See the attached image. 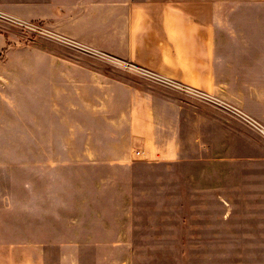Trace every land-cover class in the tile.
I'll return each mask as SVG.
<instances>
[{
  "label": "crops",
  "instance_id": "1",
  "mask_svg": "<svg viewBox=\"0 0 264 264\" xmlns=\"http://www.w3.org/2000/svg\"><path fill=\"white\" fill-rule=\"evenodd\" d=\"M222 6L0 0L1 14L43 25L54 45L0 31V103L26 104L4 124L33 152L102 153L0 161V264H136L139 252V264H162L137 248L171 246L187 249V264H264V64L229 61L243 56V37L223 27ZM143 72L223 91L245 121L195 106L186 118L188 103L163 91L171 84ZM149 185L186 207L138 206Z\"/></svg>",
  "mask_w": 264,
  "mask_h": 264
},
{
  "label": "rangeland",
  "instance_id": "2",
  "mask_svg": "<svg viewBox=\"0 0 264 264\" xmlns=\"http://www.w3.org/2000/svg\"><path fill=\"white\" fill-rule=\"evenodd\" d=\"M220 4H222L223 6L220 8V13L218 11L217 14L227 17L229 20V23L223 27H225L227 31L239 33L243 37V56H230L229 61L237 63L243 62L245 65L254 64L256 66L264 64V0H220ZM34 24L46 29L39 23ZM0 31L6 34H8L9 32H15L23 40L24 45H33L36 42L38 43V45L41 44V46L42 44L43 46H54L47 44L50 41H48L49 39L47 37L49 36H46V34H41L39 32L22 28L21 26L7 20L0 19ZM53 41H56L57 45L62 46V44H64L73 49H77L78 47L75 43L73 44L71 42L64 43L60 40ZM239 46L240 45L238 44V47ZM23 57L24 56L19 55L14 56L13 62L19 63L20 59H22ZM4 59V56L0 57V62H4ZM98 59H101L100 63L101 61H104L106 63L116 65V74L122 77L128 78V71L129 73H135L133 70L129 69V66L126 68L123 67V65H126V63L121 60H117L112 57L105 58L101 56H99ZM167 87V89H163L166 94L175 96L183 102L188 103V105L185 107L186 118H188L189 115H192L193 109L189 106H195L194 110L196 111H206V108H208L217 112H222L231 118L242 120V118L238 116V110H236L241 109L236 104L229 101L225 97L226 95L223 91H204L203 89L190 87L192 89L191 91L186 89L182 84H180V87L175 84H172L171 86L169 85ZM18 106L21 105L0 103V161H27L28 158L32 159L33 157L37 161L50 158L65 160L92 159L99 158V155L102 154L98 153L97 151L93 154V152L91 151L92 147H35V152H33V147H26V133L25 135L12 134V130L9 129V125L4 124V122L10 121L11 119L3 120L2 118L3 116L10 115L14 112L16 113V111H18ZM22 106L24 110H19L18 112L26 113V104ZM24 132H26V130H24ZM19 139L21 141L20 144L17 142ZM118 154L119 151L116 153H111V155L113 156H118ZM133 155L138 158L142 156V153L141 151L135 150L133 152ZM184 170H186V166L183 171ZM149 187V198L139 199V201H137L138 206L178 207L185 205L186 207V201H184L183 205H179L178 201L164 200L161 198V195H155L156 190L154 189V186L149 185ZM137 249H139L141 253L147 254L149 256H160V258L162 259V264H187L186 248L171 246L157 249ZM139 258L140 252L137 256H135L136 264H139Z\"/></svg>",
  "mask_w": 264,
  "mask_h": 264
},
{
  "label": "built area",
  "instance_id": "3",
  "mask_svg": "<svg viewBox=\"0 0 264 264\" xmlns=\"http://www.w3.org/2000/svg\"><path fill=\"white\" fill-rule=\"evenodd\" d=\"M0 18L3 19V20H7L9 22H12V23H14L16 25H19L22 28H25V29H28V30H31V31H35V32H39L41 34H46V36H49V37L53 36L52 33H50L47 29H44L43 27H40L39 25H36V24H34L32 22H25V21H22V20H19V19H15L13 17L7 16V15L1 14V13H0ZM124 66L128 67L127 65H124ZM129 68H131V67L129 66ZM133 68L136 69L135 67L132 66V69ZM143 73L146 74L149 77H152V78H155V79H160L159 77H156L155 75L153 76L152 74H147L148 72H143ZM160 80H164V79H160ZM164 81H166V80H164ZM166 82H168L171 85L172 84L178 85L180 87V84H178L176 82H171V81H166ZM185 88L190 90L189 87H185ZM238 116L244 120V117L242 116L241 112L240 113L238 112ZM246 122H248V121H246Z\"/></svg>",
  "mask_w": 264,
  "mask_h": 264
},
{
  "label": "bare ground",
  "instance_id": "4",
  "mask_svg": "<svg viewBox=\"0 0 264 264\" xmlns=\"http://www.w3.org/2000/svg\"><path fill=\"white\" fill-rule=\"evenodd\" d=\"M237 110V109H236ZM238 112L240 113V111L238 110Z\"/></svg>",
  "mask_w": 264,
  "mask_h": 264
}]
</instances>
